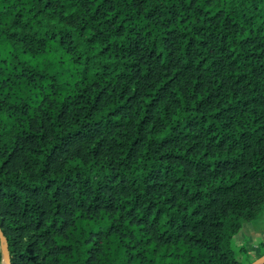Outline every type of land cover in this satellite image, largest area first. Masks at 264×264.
Segmentation results:
<instances>
[{
	"label": "trees",
	"instance_id": "1",
	"mask_svg": "<svg viewBox=\"0 0 264 264\" xmlns=\"http://www.w3.org/2000/svg\"><path fill=\"white\" fill-rule=\"evenodd\" d=\"M256 221L264 0H0L10 264H245Z\"/></svg>",
	"mask_w": 264,
	"mask_h": 264
},
{
	"label": "rangeland",
	"instance_id": "2",
	"mask_svg": "<svg viewBox=\"0 0 264 264\" xmlns=\"http://www.w3.org/2000/svg\"><path fill=\"white\" fill-rule=\"evenodd\" d=\"M234 248L244 246L246 248V262L251 264L253 261L264 255V229L261 221L246 223L241 231L233 238Z\"/></svg>",
	"mask_w": 264,
	"mask_h": 264
},
{
	"label": "water",
	"instance_id": "3",
	"mask_svg": "<svg viewBox=\"0 0 264 264\" xmlns=\"http://www.w3.org/2000/svg\"><path fill=\"white\" fill-rule=\"evenodd\" d=\"M0 248H1V264H10L7 241L1 229H0ZM251 264H264V255L253 261Z\"/></svg>",
	"mask_w": 264,
	"mask_h": 264
}]
</instances>
